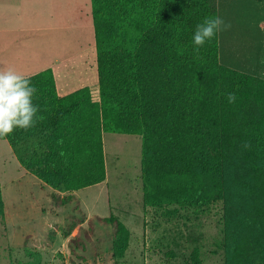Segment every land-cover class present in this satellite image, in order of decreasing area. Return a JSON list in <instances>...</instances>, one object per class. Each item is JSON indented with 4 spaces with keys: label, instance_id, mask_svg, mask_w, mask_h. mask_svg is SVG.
<instances>
[{
    "label": "trees",
    "instance_id": "trees-1",
    "mask_svg": "<svg viewBox=\"0 0 264 264\" xmlns=\"http://www.w3.org/2000/svg\"><path fill=\"white\" fill-rule=\"evenodd\" d=\"M90 1L98 101L86 86L58 95L43 69L27 77L43 119L1 138L25 170L67 192L104 180L102 132L140 135L145 201L221 203L224 264H264V80L220 64L217 34L194 50L215 0ZM2 206L0 192V216ZM100 219L113 222L122 256L127 228Z\"/></svg>",
    "mask_w": 264,
    "mask_h": 264
},
{
    "label": "rangeland",
    "instance_id": "rangeland-1",
    "mask_svg": "<svg viewBox=\"0 0 264 264\" xmlns=\"http://www.w3.org/2000/svg\"><path fill=\"white\" fill-rule=\"evenodd\" d=\"M53 64L62 69L57 88L86 86L98 101L91 1L0 0V69L29 77ZM101 138L104 180L59 192L25 170L0 137V264H195L194 252L199 264H224L221 203H147L142 137ZM103 217L129 232L120 257L112 250L114 224Z\"/></svg>",
    "mask_w": 264,
    "mask_h": 264
},
{
    "label": "crops",
    "instance_id": "crops-1",
    "mask_svg": "<svg viewBox=\"0 0 264 264\" xmlns=\"http://www.w3.org/2000/svg\"><path fill=\"white\" fill-rule=\"evenodd\" d=\"M215 7L217 16L231 25L217 32L220 64L264 80V0H215ZM50 69L54 78L62 73L57 65ZM56 91L60 96L68 93L57 86Z\"/></svg>",
    "mask_w": 264,
    "mask_h": 264
},
{
    "label": "clouds",
    "instance_id": "clouds-1",
    "mask_svg": "<svg viewBox=\"0 0 264 264\" xmlns=\"http://www.w3.org/2000/svg\"><path fill=\"white\" fill-rule=\"evenodd\" d=\"M230 27L231 25L226 24L219 16L206 17L194 29V50L198 51L217 32ZM36 91L30 78L12 68L0 69V137L11 134L16 128L28 130L34 127L38 120L43 119L38 116V106L32 102ZM227 99L229 103H233L236 96L234 93H228Z\"/></svg>",
    "mask_w": 264,
    "mask_h": 264
}]
</instances>
